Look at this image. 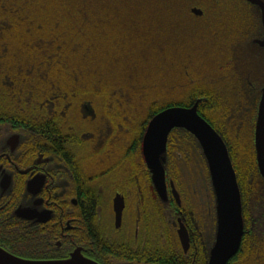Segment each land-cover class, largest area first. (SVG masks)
<instances>
[{
  "label": "rangeland",
  "instance_id": "obj_1",
  "mask_svg": "<svg viewBox=\"0 0 264 264\" xmlns=\"http://www.w3.org/2000/svg\"><path fill=\"white\" fill-rule=\"evenodd\" d=\"M206 2L0 0L4 108L26 117L32 106L54 111L61 105L72 111L70 124L91 132V164L122 163L131 176L144 173L142 139L151 112L205 94L198 99L201 112L231 146L245 186L242 205L263 202L255 127L264 48L252 44L259 19L240 20L245 10L237 0L218 1L220 10ZM189 6L206 14L197 19ZM188 144L187 151L167 152L165 168L184 205L213 210L206 160L194 137Z\"/></svg>",
  "mask_w": 264,
  "mask_h": 264
},
{
  "label": "flooded vegetation",
  "instance_id": "obj_2",
  "mask_svg": "<svg viewBox=\"0 0 264 264\" xmlns=\"http://www.w3.org/2000/svg\"><path fill=\"white\" fill-rule=\"evenodd\" d=\"M205 1L216 10L223 4ZM236 3L245 10L241 15L246 18L240 20L259 19L257 40H263L261 7L248 0ZM195 8L190 7L192 16L203 18L205 11L200 7L202 13L196 15ZM5 106L0 104L2 249L33 261H69L75 255L91 264H209L219 233L216 206L207 211L206 205H184L167 170V200H162L145 161L144 173L131 176L122 163L96 168L91 164V132L70 124L72 111L61 105L54 111L32 106L26 117ZM80 151L88 156L81 157ZM117 196L124 204L120 213ZM242 216L240 247L226 264H260L264 205L245 204ZM181 225L187 244L180 238Z\"/></svg>",
  "mask_w": 264,
  "mask_h": 264
},
{
  "label": "water",
  "instance_id": "obj_3",
  "mask_svg": "<svg viewBox=\"0 0 264 264\" xmlns=\"http://www.w3.org/2000/svg\"><path fill=\"white\" fill-rule=\"evenodd\" d=\"M259 5L264 25V2L248 0ZM193 12L201 15L195 8ZM264 48V39L252 42ZM200 100L190 107L171 106L161 110L148 123L142 141V152L147 169L151 173L154 189L164 201L167 200L166 156L169 135L173 130H183L198 142L209 170L212 189L216 202L219 233L212 251L209 264H226L239 250L243 236L242 197L237 174L231 160L229 149L222 136L199 114ZM255 147L258 166L264 178V88L259 102L255 127ZM173 194L178 204L179 194L172 184ZM115 207L119 213L123 199L117 196ZM183 244H187L188 235L183 225L179 230ZM0 264H91L83 258L73 256L69 261H33L17 257L0 247Z\"/></svg>",
  "mask_w": 264,
  "mask_h": 264
},
{
  "label": "trees",
  "instance_id": "obj_4",
  "mask_svg": "<svg viewBox=\"0 0 264 264\" xmlns=\"http://www.w3.org/2000/svg\"><path fill=\"white\" fill-rule=\"evenodd\" d=\"M189 4H187V7H188ZM191 7V6H189ZM1 93V92H0ZM205 94H201L199 95L196 100H193L192 102H189V103H186V104H176L177 106H183V107H190L192 105H194V103L198 100V99H202L203 101V97ZM203 97V98H202ZM0 102H2V100L0 99ZM171 106H175V105H170V106H163L162 108L158 109L157 111H152L151 112V115H150V120L157 114L159 113L161 110L165 109V108H168V107H171ZM201 106H202V102L199 104V114H201V116L203 117L202 115V112H201ZM149 120V121H150ZM211 125L212 123L210 121H208ZM213 128L215 130H217V132L222 136V138L224 139V141L226 142L227 144V147L229 149V154H230V147L228 145V141L225 140L223 134L216 128L214 127V125H212ZM144 131V129H143ZM146 131V130H145ZM193 141V136H191L189 133L183 131V130H174L170 136H169V140H168V146H167V152L168 154L171 153L172 150H176L179 149L180 151H187V148H188V143ZM175 152V151H173ZM231 157V155H230ZM236 171V170H235ZM239 173V172H238ZM237 171H236V174H237V180H238V184H239V187H240V191H241V195H242V201H243V192L245 191V186L244 184L242 183V177L240 176V173L238 174ZM239 175V176H238ZM244 187V188H243ZM258 205H264V201L261 202L259 201L258 202Z\"/></svg>",
  "mask_w": 264,
  "mask_h": 264
}]
</instances>
